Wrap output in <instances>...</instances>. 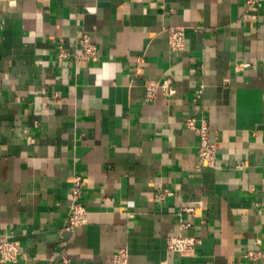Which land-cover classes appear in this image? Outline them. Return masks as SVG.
Listing matches in <instances>:
<instances>
[{"label": "crops", "instance_id": "1", "mask_svg": "<svg viewBox=\"0 0 264 264\" xmlns=\"http://www.w3.org/2000/svg\"><path fill=\"white\" fill-rule=\"evenodd\" d=\"M246 1L0 0V242L25 254L7 264H264V0ZM81 31L97 63L75 59ZM147 83L175 93L149 101ZM77 174L88 222L66 231ZM178 235L194 255L168 250Z\"/></svg>", "mask_w": 264, "mask_h": 264}, {"label": "built area", "instance_id": "2", "mask_svg": "<svg viewBox=\"0 0 264 264\" xmlns=\"http://www.w3.org/2000/svg\"><path fill=\"white\" fill-rule=\"evenodd\" d=\"M247 7L250 11L258 9L260 0H247ZM169 46L174 52H182L186 48V29L184 27H170L168 30ZM79 52L74 55L75 59L84 63H97L100 59V51L97 45L92 41L89 33L81 31L77 36ZM59 59L69 58V53L61 51L58 55ZM167 94H174L175 90L169 83L162 85H153L147 83L146 97L149 101L156 98L158 90ZM200 92V91H199ZM186 126L194 131L198 140V156L202 165L216 167L217 165V144L213 140L211 127L204 117H190L185 121ZM173 192L164 189L158 193L157 198L161 201L172 196ZM189 211V210H188ZM88 222V210L85 202V180L79 174L72 179V188L70 195V205L66 215L64 229L66 231H74L83 227ZM183 228H190L191 224L182 225ZM201 241L195 236L178 235L170 237L167 242V248L170 252L178 253L181 256L194 255ZM259 253L250 252L247 257L257 258ZM25 254L21 249L18 241L4 240L0 242V263H16L23 259ZM113 264H128V254L125 250H121L113 256Z\"/></svg>", "mask_w": 264, "mask_h": 264}]
</instances>
